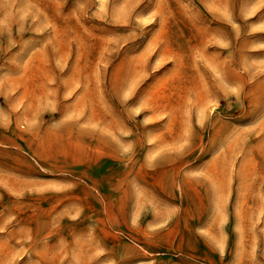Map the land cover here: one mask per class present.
Listing matches in <instances>:
<instances>
[{"label": "rangeland", "instance_id": "obj_1", "mask_svg": "<svg viewBox=\"0 0 264 264\" xmlns=\"http://www.w3.org/2000/svg\"><path fill=\"white\" fill-rule=\"evenodd\" d=\"M0 264H264V0H0Z\"/></svg>", "mask_w": 264, "mask_h": 264}, {"label": "bare ground", "instance_id": "obj_2", "mask_svg": "<svg viewBox=\"0 0 264 264\" xmlns=\"http://www.w3.org/2000/svg\"><path fill=\"white\" fill-rule=\"evenodd\" d=\"M101 1V0H100Z\"/></svg>", "mask_w": 264, "mask_h": 264}]
</instances>
